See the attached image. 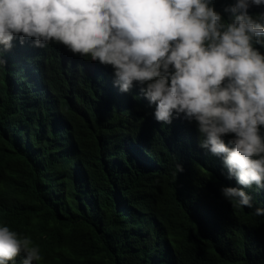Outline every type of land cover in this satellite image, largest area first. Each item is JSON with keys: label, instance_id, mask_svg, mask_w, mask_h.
<instances>
[{"label": "clouds", "instance_id": "9594fccd", "mask_svg": "<svg viewBox=\"0 0 264 264\" xmlns=\"http://www.w3.org/2000/svg\"><path fill=\"white\" fill-rule=\"evenodd\" d=\"M263 8L264 0H235L223 13L215 0H0V67H10L11 83L28 80V96L44 97L53 70L84 67L102 113L128 121L130 152L152 159V142L197 159L221 179L219 197L254 205L260 217ZM35 241L0 226V264H39Z\"/></svg>", "mask_w": 264, "mask_h": 264}, {"label": "trees", "instance_id": "16d2710c", "mask_svg": "<svg viewBox=\"0 0 264 264\" xmlns=\"http://www.w3.org/2000/svg\"><path fill=\"white\" fill-rule=\"evenodd\" d=\"M234 2L215 0L216 10ZM9 68L0 67V226L32 234L39 264H264L256 207L219 197L221 179L197 159L152 142V159L130 152L128 121L102 113L84 67L53 70L47 97L28 96Z\"/></svg>", "mask_w": 264, "mask_h": 264}, {"label": "bare ground", "instance_id": "6f19581e", "mask_svg": "<svg viewBox=\"0 0 264 264\" xmlns=\"http://www.w3.org/2000/svg\"><path fill=\"white\" fill-rule=\"evenodd\" d=\"M112 89H113V90L116 89V85H115V84H114V86H113ZM116 91H117V89H116ZM120 92H121V91H120ZM112 94H119V93H115V91H114V92H112ZM115 97H117V95H116ZM116 99H117V101L119 102V105H122V104L126 103V102H125V100H126L125 98H122V97H121V98H116ZM126 104H128V102H127ZM126 104H125V105H126ZM125 105H124V106H125ZM127 118H128V116H125V119H127ZM152 161H153V160H152ZM153 163H154V161H153ZM154 165H155V163H154ZM148 166L151 167V165H150V161H149Z\"/></svg>", "mask_w": 264, "mask_h": 264}]
</instances>
